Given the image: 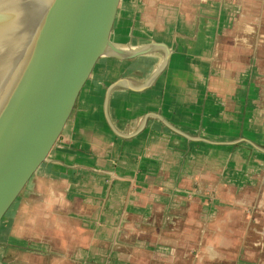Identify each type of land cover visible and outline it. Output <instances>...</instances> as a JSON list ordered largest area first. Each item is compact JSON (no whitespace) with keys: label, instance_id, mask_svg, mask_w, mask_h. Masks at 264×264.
<instances>
[{"label":"crops","instance_id":"1","mask_svg":"<svg viewBox=\"0 0 264 264\" xmlns=\"http://www.w3.org/2000/svg\"><path fill=\"white\" fill-rule=\"evenodd\" d=\"M113 41L169 63L135 92L163 50L100 62L0 225L2 264H264L240 237L264 221V0H123Z\"/></svg>","mask_w":264,"mask_h":264},{"label":"water","instance_id":"2","mask_svg":"<svg viewBox=\"0 0 264 264\" xmlns=\"http://www.w3.org/2000/svg\"><path fill=\"white\" fill-rule=\"evenodd\" d=\"M122 1L0 0V26H15L14 40L7 31L0 35V225L57 146L104 58L132 60L163 50L146 84L127 87L135 92L165 71L166 45L130 50L114 44ZM124 83H114L107 95Z\"/></svg>","mask_w":264,"mask_h":264},{"label":"rangeland","instance_id":"3","mask_svg":"<svg viewBox=\"0 0 264 264\" xmlns=\"http://www.w3.org/2000/svg\"><path fill=\"white\" fill-rule=\"evenodd\" d=\"M251 214H258L256 210H250L248 212ZM245 228L243 230V234L240 236L241 245L247 248L254 249L255 243L258 246H261V243H264V221L256 223L255 220L251 221V223L245 224Z\"/></svg>","mask_w":264,"mask_h":264},{"label":"bare ground","instance_id":"4","mask_svg":"<svg viewBox=\"0 0 264 264\" xmlns=\"http://www.w3.org/2000/svg\"><path fill=\"white\" fill-rule=\"evenodd\" d=\"M7 31V32H6ZM4 32H6L5 34L7 35V36H13L14 34V32H15V26H13V24H10L9 26L8 25H2V26H0V35H2L3 36V33ZM15 39V37L13 36V39L12 40H14ZM8 44H11V42L10 43H8ZM4 46L3 45H1L0 46V56H2L3 55V53L1 54V52H3L2 51V48H3ZM5 48V47H4Z\"/></svg>","mask_w":264,"mask_h":264}]
</instances>
